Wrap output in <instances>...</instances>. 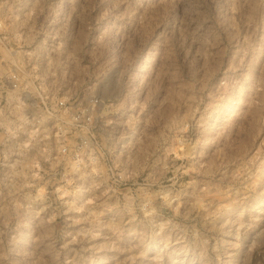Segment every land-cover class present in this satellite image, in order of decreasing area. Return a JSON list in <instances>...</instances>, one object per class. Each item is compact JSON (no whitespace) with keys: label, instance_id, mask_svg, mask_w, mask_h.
I'll return each instance as SVG.
<instances>
[{"label":"rangeland","instance_id":"rangeland-1","mask_svg":"<svg viewBox=\"0 0 264 264\" xmlns=\"http://www.w3.org/2000/svg\"><path fill=\"white\" fill-rule=\"evenodd\" d=\"M0 264H264V0H0Z\"/></svg>","mask_w":264,"mask_h":264}]
</instances>
